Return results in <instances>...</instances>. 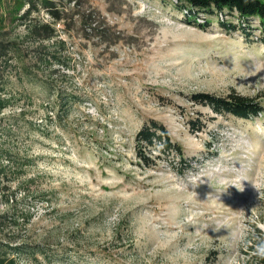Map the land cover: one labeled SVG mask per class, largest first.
<instances>
[{"label":"rangeland","instance_id":"1","mask_svg":"<svg viewBox=\"0 0 264 264\" xmlns=\"http://www.w3.org/2000/svg\"><path fill=\"white\" fill-rule=\"evenodd\" d=\"M30 1L0 0L11 46L0 62L3 253L19 264H264V113L244 120L193 98L236 93L264 107L260 20L186 18V0H53L64 21L47 40L29 27L52 16L24 19ZM153 121L184 162L160 145L147 151L153 166L139 160L136 136Z\"/></svg>","mask_w":264,"mask_h":264},{"label":"trees","instance_id":"2","mask_svg":"<svg viewBox=\"0 0 264 264\" xmlns=\"http://www.w3.org/2000/svg\"><path fill=\"white\" fill-rule=\"evenodd\" d=\"M192 9L189 7H183L189 12L185 14L186 18H192L196 15V10H204L210 13H223L226 9L230 12L236 11L239 15V19L243 23H247L249 26L253 18L260 20L261 27L264 31V1L263 0H186ZM29 8L24 16V19L29 18L34 12H39V8H45L51 14V23H42L34 27H29L30 32L34 35L39 34L43 36V39H53L56 37L58 30L55 25L57 22L64 21L62 16L53 3V0H40L39 3L30 1ZM220 24L225 26L224 21H220ZM246 30V28H245ZM248 36V34H246ZM11 49V46H4L0 42V62L5 54ZM3 77L0 71V113L3 112L8 106V101L2 97L3 91ZM194 101L201 104H206L212 111L217 114H229L236 118L251 120L264 113V107L256 99L242 96L236 93H231L227 97H218L213 94H196ZM191 128L193 130H201L202 121L199 119L191 121ZM137 141V156L142 163L146 166H153L155 164L151 152L153 148L161 146V152L164 153H176L180 157V161L184 162V154L182 148L173 142L170 134L165 127L159 125L156 122L144 126L136 136ZM159 158V157H158ZM261 246L264 250V237L261 241ZM16 252L19 254L24 251L22 248H16ZM264 257V256H263ZM0 264H19L14 257H9L6 253H3L0 245Z\"/></svg>","mask_w":264,"mask_h":264}]
</instances>
